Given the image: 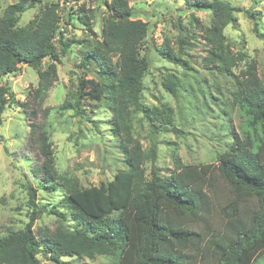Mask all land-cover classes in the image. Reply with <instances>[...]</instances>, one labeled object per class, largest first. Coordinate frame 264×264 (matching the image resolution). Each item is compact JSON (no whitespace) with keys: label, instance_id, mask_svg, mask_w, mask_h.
Returning <instances> with one entry per match:
<instances>
[{"label":"trees","instance_id":"obj_1","mask_svg":"<svg viewBox=\"0 0 264 264\" xmlns=\"http://www.w3.org/2000/svg\"><path fill=\"white\" fill-rule=\"evenodd\" d=\"M100 1L108 11L101 40L87 43L82 54L83 68L96 66L100 79L80 78L76 91L68 93L60 109L79 117L84 100L106 105L112 113L110 131L120 140L125 169L112 181L89 188L77 180L64 179L56 168L47 127L31 125L30 141L38 144L43 159L33 173L45 189L56 190L60 184L65 190L63 203L75 227H69L66 213L40 207L37 189L29 185L30 221L23 230L0 236V264H41L42 255L57 264L63 257L98 256L110 257L111 264H264V83L254 60L240 76L235 75L234 69L247 56L235 54L225 34L228 26L237 24L238 13L256 19L260 12L255 9L262 0H251L252 8L246 11L224 0H184L190 10L212 15L205 30L211 47L206 63L235 80L234 104L242 122L240 134L234 136L230 151L219 157L218 164L184 165L175 154V170L168 176L155 165L154 138L156 132L173 126L174 110L144 102L145 81L152 68L146 43L149 24L134 19L128 0ZM40 2L20 0L0 17V81L19 73L23 65L39 69L35 99L43 100L58 80L57 44L62 53L70 50L72 41L65 43L62 24H70L74 15L63 7L65 16L61 17L60 2L46 4L33 20L20 27L21 17ZM191 17L199 23L195 14ZM78 18L92 32L93 12L82 7ZM254 33L264 42L257 25ZM158 53L172 64L189 68L168 41ZM47 59L51 63L42 69ZM164 87L178 96L176 76L167 75ZM11 103H15L11 88L0 83V131ZM135 113L143 114L149 122L153 141L147 154L133 137L131 120ZM149 160L150 178L145 168ZM218 183L229 191V199L220 200ZM44 214L57 217V226L54 230L42 228L38 235L34 225Z\"/></svg>","mask_w":264,"mask_h":264},{"label":"rangeland","instance_id":"obj_2","mask_svg":"<svg viewBox=\"0 0 264 264\" xmlns=\"http://www.w3.org/2000/svg\"><path fill=\"white\" fill-rule=\"evenodd\" d=\"M20 0H0V17L6 8ZM29 2L33 0H28ZM134 9V19L147 22L150 34L148 54L152 57L150 75L146 78L144 102L148 106L174 110L173 126L165 132H156V167L163 176L175 170L177 158L184 165L218 164L219 157L230 151L234 136L240 134L242 118L234 104L235 80L220 75L208 67L206 59L211 47L206 40L205 30L210 27L212 15L202 10H190L184 0H128ZM244 11L251 9V0H224ZM60 2V3H59ZM59 3L60 15L66 7L74 15L70 24L63 23L62 34L65 43L72 41L70 50L62 53L58 43V80L55 81L43 100L35 99L39 87V69L23 65L17 74L4 77L0 83L11 88L15 103L4 113V125L0 131V236L23 230L30 221L32 207L29 203L28 187L37 189L36 200L47 211L57 209L67 214L71 228L75 227L63 199L65 190L58 184L56 190L45 189L33 173L43 159L38 144L30 141L31 125L47 127L54 145L56 168L64 179L77 180L82 187L99 186L112 181L119 171L125 169L120 140L113 138L110 128L112 113L106 105L96 101H83V114L63 111L60 106L68 93L75 92L80 78L98 81L96 66L83 68L82 54L87 43L101 40L106 6L100 0H41L28 10L20 20V27L26 26L46 4ZM82 7L93 12L92 32L80 22L78 13ZM260 12L256 19L246 13H238L235 26H228L225 34L235 54H245L247 59L234 73L240 76L250 61H256L258 74L264 83V42L254 33L257 25L264 34V0L255 9ZM192 14L198 18L194 22ZM91 17V14H87ZM168 41L189 68L172 64L159 56L158 49ZM116 60V58H113ZM51 63L45 60L42 69ZM94 64V63H93ZM167 75L179 80L178 96L174 97L164 87ZM28 106L24 107L23 104ZM33 113V114H32ZM133 137L138 140L147 154L153 138L149 122L141 113H135L131 120ZM39 132H36L38 134ZM150 178L152 164L145 165ZM221 201L229 199V191L218 183ZM221 225V219L216 217ZM57 217L44 214L36 220V234L42 228L54 230ZM41 264H57L42 255ZM58 264H111L110 257L95 259L63 257ZM258 264H261L260 262Z\"/></svg>","mask_w":264,"mask_h":264}]
</instances>
